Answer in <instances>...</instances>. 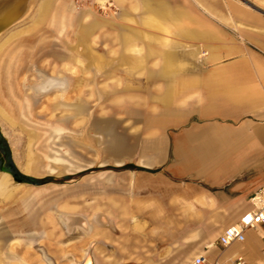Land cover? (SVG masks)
Here are the masks:
<instances>
[{
	"label": "crops",
	"instance_id": "crops-1",
	"mask_svg": "<svg viewBox=\"0 0 264 264\" xmlns=\"http://www.w3.org/2000/svg\"><path fill=\"white\" fill-rule=\"evenodd\" d=\"M53 1L43 0L41 10L47 18ZM137 1L133 9L140 6L142 25L156 29L176 21L183 11L226 12V18L189 19L191 27L201 30L186 31V37L201 39L207 48L204 57H199L202 66L180 68L176 62L179 53L159 51L154 70L164 80L158 96L163 101L159 114L146 116L142 128L129 135L122 148L118 144L116 153L113 149L110 178H93L90 184L80 182L79 194L87 188L100 193L96 194L91 216L82 214L81 201L79 212L61 207L88 222L87 228L74 230L86 234L94 226L96 231L102 227L109 231L102 235L109 236V248L96 245L92 254L83 250L72 264H187L199 254L224 264H231L237 255L250 264H264V225L246 231L242 243L225 248L217 244L222 231L249 210V197L264 182V0H250L254 8L237 0H193L197 7L190 10L182 5L172 7L167 0ZM64 11V6L59 7L53 20L59 23ZM73 19L80 34L76 45L91 39L94 30L101 27L97 20L84 24L79 14ZM120 36L122 44L135 38L130 32ZM144 45V56L155 54L150 43ZM83 47L77 49L81 54ZM197 53H192L196 55L192 58H198ZM80 57L72 59L79 61ZM63 59L58 77L41 76L31 90L39 94L57 90L64 97L60 105L81 114L80 96L76 94L72 102L68 93L70 87L80 92L84 81L74 78L69 84L64 74L72 59ZM96 61L87 67L99 69ZM45 85H49L45 92L34 90ZM69 120L64 118L63 130ZM98 123L101 125L95 132L113 144L116 135L112 121ZM77 124H81V118ZM74 133L82 141L86 136L80 129ZM73 143V147L81 145ZM62 144L70 143L65 140ZM38 203L45 205L47 212L41 213L46 223L36 228L51 235L48 227L53 225L51 211L57 201L47 196ZM100 216L106 224L98 221ZM100 241L95 239L96 244ZM101 242L108 243L104 239ZM5 259L0 264H11L10 259L20 263L17 257Z\"/></svg>",
	"mask_w": 264,
	"mask_h": 264
},
{
	"label": "rangeland",
	"instance_id": "rangeland-1",
	"mask_svg": "<svg viewBox=\"0 0 264 264\" xmlns=\"http://www.w3.org/2000/svg\"><path fill=\"white\" fill-rule=\"evenodd\" d=\"M167 1L175 8L181 5L189 10L197 7L193 0ZM237 1L248 6L253 4L250 0ZM135 3L139 2L54 0L47 18V13L41 10L43 0H35L17 11L15 22H8L0 30V136L7 145L14 170L36 180V183L18 182L6 199L17 189L26 188L40 190L39 195L51 196L57 201L51 211L53 225L48 227L52 229L51 235L40 228L27 231L17 225V220L6 224L7 229L0 235L5 241L0 246V261L5 262L8 256L17 257L19 264H72L83 250L88 249L92 254L96 245L109 248V236H102L108 235V230L102 227L96 231L93 226V231L86 234L76 230L68 233L58 212L64 211L62 206L67 211L79 212L81 201L82 214L91 216L96 194L100 196V193H96V188H87L79 194L80 182L90 184L93 178H110L114 168L111 164L113 149L116 153L118 144L122 148L121 143H126L129 135L142 128L146 116L159 114L163 101L158 96L164 88V80L154 71L159 51L179 53L176 62L180 68L202 66L203 60L199 57H204L207 48L201 39L186 37V31L201 30L191 27L189 19L226 18V12L183 11L179 19L165 22L164 28L156 29L142 25L143 12L140 6L133 9ZM61 6L65 11L58 23L53 20V14ZM77 14L82 15L84 24L93 20L101 23L92 38L83 42L85 51L82 54L77 51L81 50L82 42L81 45L75 43L80 34L72 23ZM129 32L135 38L122 44L120 34ZM145 42L154 47L155 54L143 55ZM194 52H198L196 59L192 58L196 57ZM85 55L89 59L80 57ZM66 56L81 58L79 61L72 59L64 74L70 85L74 78L84 81L81 93L71 87L68 93L72 102L80 96L81 114L75 108H63L60 104L64 97L57 90L46 94L31 90L32 84L41 81V76L58 77ZM95 60L100 64L99 69L87 67ZM65 117L71 120L63 130ZM80 118L81 124H77ZM98 121H112L116 135L113 144L105 142L103 136L95 132L101 125ZM79 129L86 135L83 141L75 136L74 132ZM65 140L70 144L64 146ZM74 141L81 145L73 147ZM7 181L14 182L9 174ZM65 192V196L59 198ZM0 203L1 211L5 201L0 199ZM95 239L108 243L96 244ZM10 260L9 263L16 264L14 259Z\"/></svg>",
	"mask_w": 264,
	"mask_h": 264
},
{
	"label": "bare ground",
	"instance_id": "bare-ground-1",
	"mask_svg": "<svg viewBox=\"0 0 264 264\" xmlns=\"http://www.w3.org/2000/svg\"><path fill=\"white\" fill-rule=\"evenodd\" d=\"M34 1L35 0H0V30L8 22H15L18 18L17 11L22 8L25 9ZM48 86L49 85H45L39 88L36 86L34 90L38 92H45L47 91ZM1 90L2 86H0V91ZM26 100L29 101L28 98H26ZM7 176L8 173L0 170V199H3L5 201V204L1 207L0 211V235L1 233L5 232V229H7L6 224L8 222H14L15 220L19 221L17 225L21 226L27 231H31L37 226L46 223V221L41 218V213L43 212L46 215L47 209L45 208V205H41L38 202L46 199L47 195L45 197L43 195H39L40 190L19 188L15 191V194L12 195V197L9 196L8 199H6V195L18 183L16 181H14L13 183H9L7 181ZM58 217L62 220L64 228L68 233L70 231L72 232L75 228L78 227H88V222L77 215L62 211L58 214ZM98 221L102 224L107 223V220L103 216H100L98 218ZM0 242H2L0 244V246H2L5 242L4 238L0 237ZM14 243L17 244L16 242ZM86 264H88V262Z\"/></svg>",
	"mask_w": 264,
	"mask_h": 264
},
{
	"label": "built area",
	"instance_id": "built-area-1",
	"mask_svg": "<svg viewBox=\"0 0 264 264\" xmlns=\"http://www.w3.org/2000/svg\"><path fill=\"white\" fill-rule=\"evenodd\" d=\"M250 208L244 212L237 222L227 226L217 239V244L222 247H228L235 242H243L245 233L249 229H256L264 225V182L249 197ZM187 264H224L218 260H210L206 255H196ZM231 264H250L242 255H237Z\"/></svg>",
	"mask_w": 264,
	"mask_h": 264
},
{
	"label": "water",
	"instance_id": "water-1",
	"mask_svg": "<svg viewBox=\"0 0 264 264\" xmlns=\"http://www.w3.org/2000/svg\"><path fill=\"white\" fill-rule=\"evenodd\" d=\"M0 170L8 173L14 181L17 182H28V183H36V180L32 177H29L28 180H23L19 177L18 173L16 171H13L11 169L5 168L2 163L0 162Z\"/></svg>",
	"mask_w": 264,
	"mask_h": 264
},
{
	"label": "trees",
	"instance_id": "trees-1",
	"mask_svg": "<svg viewBox=\"0 0 264 264\" xmlns=\"http://www.w3.org/2000/svg\"><path fill=\"white\" fill-rule=\"evenodd\" d=\"M0 143H1L2 147L4 148V151H5L6 156H7V158H8V166H6L5 168L8 169V168L10 167L11 170L15 171V170H14V167H13V164H12V162H11V160H10V156H9V151H8L7 145H6L4 139H3L1 136H0ZM18 175H19V174H18ZM19 177H20L21 179L28 180V178H27L26 176L19 175Z\"/></svg>",
	"mask_w": 264,
	"mask_h": 264
},
{
	"label": "flooded vegetation",
	"instance_id": "flooded-vegetation-1",
	"mask_svg": "<svg viewBox=\"0 0 264 264\" xmlns=\"http://www.w3.org/2000/svg\"><path fill=\"white\" fill-rule=\"evenodd\" d=\"M0 161L2 162V164H6V166H8V158L1 143H0ZM8 169H10V167Z\"/></svg>",
	"mask_w": 264,
	"mask_h": 264
}]
</instances>
